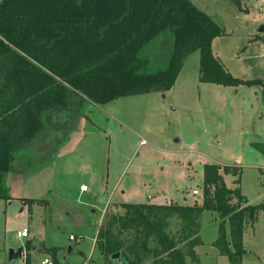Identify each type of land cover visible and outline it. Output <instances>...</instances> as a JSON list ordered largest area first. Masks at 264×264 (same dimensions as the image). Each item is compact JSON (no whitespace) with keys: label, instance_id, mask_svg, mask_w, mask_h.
Here are the masks:
<instances>
[{"label":"rangeland","instance_id":"rangeland-1","mask_svg":"<svg viewBox=\"0 0 264 264\" xmlns=\"http://www.w3.org/2000/svg\"><path fill=\"white\" fill-rule=\"evenodd\" d=\"M191 2L223 28L210 48L227 72L264 83V0H239L238 7L228 0ZM171 44L172 36L163 34L143 49L152 68L164 64ZM198 63V51L187 55L166 91L119 97L104 105L74 98L87 119L82 134L56 165L53 158L57 160L61 138L53 145V125L63 123L68 111L46 117L47 128L13 163L12 170L21 169L25 178L17 190L12 185L10 194L18 192L28 203L0 199V264H22L18 259L8 262V249L26 247L16 245V232L23 228L30 238L58 249L57 264H103L93 238L95 242L107 214H122L123 203L201 204V190L197 197L192 192L201 188L206 164L234 166L239 172L234 181L247 203L264 204V159L248 145L264 144V88L199 82ZM75 121L76 116L71 124ZM232 180L224 179L226 187ZM80 182L87 192H78ZM215 216L201 215L202 245L195 249L199 264H230L213 246L221 227L218 217L211 218ZM223 227L228 240L227 221ZM177 229L178 222L172 220L168 232ZM70 236L75 241L70 242ZM69 245L77 254H67ZM241 247L244 254L235 264H264V211L243 226ZM44 256L35 261L55 263ZM186 264H192L190 259Z\"/></svg>","mask_w":264,"mask_h":264},{"label":"trees","instance_id":"trees-1","mask_svg":"<svg viewBox=\"0 0 264 264\" xmlns=\"http://www.w3.org/2000/svg\"><path fill=\"white\" fill-rule=\"evenodd\" d=\"M163 34L172 36L171 48L164 64L152 68L142 51ZM222 34L191 0H1L0 199H9L4 179L16 156L30 149L51 113H78L74 98L104 105L169 90L183 59L194 51L199 82L264 88L259 79L231 76L212 53V39ZM238 174L235 167L206 164L200 205L121 204L124 212L107 214L97 231L103 264H113L110 256L117 252L124 264H186L187 258L199 264L194 248L202 245L203 212L217 214L221 227L213 246L230 264L237 263L244 254V224L264 211V204L247 205L237 188L226 187L224 176ZM172 220L178 222L175 234L168 232ZM57 251L42 247L54 264ZM25 264H31L28 254Z\"/></svg>","mask_w":264,"mask_h":264},{"label":"crops","instance_id":"crops-1","mask_svg":"<svg viewBox=\"0 0 264 264\" xmlns=\"http://www.w3.org/2000/svg\"><path fill=\"white\" fill-rule=\"evenodd\" d=\"M264 42V41H263ZM262 48L264 49V46H262ZM257 50V49H256ZM217 58H218V56L216 55V54H214ZM219 59V58H218ZM220 61V60H219ZM220 63H221V61H220ZM222 64V63H221ZM223 65V64H222ZM224 68H225V66H223ZM226 69V68H225ZM227 70V69H226ZM197 77H198V74H197ZM255 78V77H254ZM257 78H259V77H257ZM260 79V78H259ZM156 92V91H155ZM74 103V105L77 107V103L74 101L73 102ZM95 104V103H94ZM97 105V104H96ZM78 113L75 115L76 116V121H75V124L74 125H72L71 124V121L69 120V113H70V115H71V112H68L67 113V119L63 122V123H61V124H55V125H53V145H55V141L57 140V138H61L60 139V142L59 143H56L57 145H56V148H55V154H56V159L57 160H55L54 158H53V164L54 165H56L57 163H59L60 162V159L62 158V156H64V155H66L69 151H70V149H71V146L73 145V143L78 139V137L82 134V131H83V122H85L86 121V119H87V117H85V116H82L81 115V113H80V110L79 111H77ZM55 113V112H54ZM57 113V112H56ZM58 116V115H57ZM61 132V134L60 135H57V134H59ZM59 136H61V137H59ZM61 140H63V141H61ZM59 144V145H58ZM22 154H24V153H22ZM22 154H20V155H22ZM54 160H55V163H54ZM211 164H213V163H211ZM217 165V164H216ZM219 166H222V165H219ZM230 167H234V166H230ZM15 170V169H14ZM14 170H11V172H9L7 175H6V177H5V183H6V186H7V188H8V195H9V199H20L21 201H23V202H27V199H23L22 197H21V195H20V193H18V192H16L14 195H11L10 194V189H11V187H12V185L15 187V189L17 190L18 188H20L21 187V185H22V182H23V180H24V173L25 172H23L21 169H16V171H14ZM228 176L229 177H232L233 178V180H232V182H231V185H229V187L227 186V188L228 189H233V188H237V185L238 184H235V182H234V178H236V177H233V176H231V175H226V176H224V179H225V182H227V178H228ZM84 184L85 182H80L79 183V186H80V184ZM79 186H78V192L79 193H81L80 191H79ZM238 189V188H237ZM240 193V192H239ZM241 195V194H240ZM243 196V195H242ZM244 197V196H243ZM245 198V197H244ZM246 199V198H245ZM7 202V201H6ZM201 202V201H200ZM28 203V202H27ZM171 203H176V204H179V205H188V206H191V205H193V202L191 203V204H187V203H185V202H183V203H178V201L177 200H171L170 202H168V203H164V204H171ZM148 204H153V203H148ZM164 204H158V205H164ZM246 204L247 205H249L248 203H247V201H246ZM200 205V204H199ZM92 210H94V211H92ZM91 210V212L92 213H95L96 211H95V209H92ZM212 213V212H211ZM214 214V213H213ZM212 216V215H211ZM211 218H213V219H217V217L215 216V217H211ZM201 222V221H200ZM246 224H244V226H245ZM252 228H253V224H252V226H251ZM27 229V228H26ZM21 230V229H20ZM20 230H18L17 232H16V238L18 239V244L16 243V245H22V244H24L25 243V245L28 243V244H30V246H31V250L28 252L27 250H26V247H25V251H24V253H23V255H22V257L20 258V259H18V260H21L22 261V264H25V257H26V255H27V253H29V257H30V263L31 264H41L42 262H43V260H44V258H43V260L40 262V263H38V262H36L35 260H37L36 258H37V256L38 255H41V254H43L42 253V247L44 246V247H46V248H48L47 246H45L44 245V243L43 242H41L40 240H38V239H36L35 237H32V238H30V231L28 230V235H27V237L25 238V239H21V238H19L18 236H17V233L20 231ZM200 232V231H199ZM97 233V232H96ZM95 236V235H94ZM93 236V237H94ZM70 242H72V241H70ZM14 247V246H13ZM71 247H73L72 245H71ZM93 247H94V250H97L96 249V247H95V242H94V238H93ZM198 247V246H197ZM197 247H195L194 248V252H195V249L197 248ZM73 249L75 250V252L73 253V254H77V251H76V249L73 247ZM98 252V251H97ZM99 253V252H98ZM100 254V253H99ZM43 255H45V256H47L46 254H43ZM69 255H71V254H69ZM44 256V257H45ZM101 256V255H100ZM101 258H102V256H101ZM16 261V260H15ZM12 263H14V261L12 262Z\"/></svg>","mask_w":264,"mask_h":264},{"label":"water","instance_id":"water-1","mask_svg":"<svg viewBox=\"0 0 264 264\" xmlns=\"http://www.w3.org/2000/svg\"><path fill=\"white\" fill-rule=\"evenodd\" d=\"M263 26L258 27V31H262ZM264 41V40H263ZM252 149H254L256 152H258L262 158L264 159V144L259 141L249 142L248 144ZM94 211V210H92ZM25 251L24 246H18V247H10L8 249V262L12 263L13 261L20 259ZM75 250L71 245L67 248V254H73ZM110 260L113 264H124V261L120 255V253H115L110 256Z\"/></svg>","mask_w":264,"mask_h":264},{"label":"built area","instance_id":"built-area-1","mask_svg":"<svg viewBox=\"0 0 264 264\" xmlns=\"http://www.w3.org/2000/svg\"><path fill=\"white\" fill-rule=\"evenodd\" d=\"M79 191L81 193H85L88 191V188L86 185H80L79 186ZM200 194V188L194 190L192 192V195L197 197ZM28 235V230L26 228L21 229L18 233L17 236L21 239H25ZM69 241H75V238H73L72 236L69 237ZM42 264H51L50 261L48 259H44Z\"/></svg>","mask_w":264,"mask_h":264},{"label":"flooded vegetation","instance_id":"flooded-vegetation-1","mask_svg":"<svg viewBox=\"0 0 264 264\" xmlns=\"http://www.w3.org/2000/svg\"><path fill=\"white\" fill-rule=\"evenodd\" d=\"M77 114V113H76ZM75 112L73 111V112H71V115H70V113H69V120L71 121V123L73 122V120H74V117H75ZM82 115V114H81ZM77 116V115H76ZM82 116H85V115H82ZM85 117H87V116H85Z\"/></svg>","mask_w":264,"mask_h":264}]
</instances>
